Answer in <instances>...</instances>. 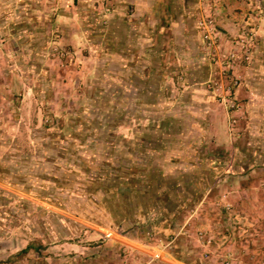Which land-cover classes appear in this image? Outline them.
<instances>
[{"label":"rangeland","instance_id":"374dc122","mask_svg":"<svg viewBox=\"0 0 264 264\" xmlns=\"http://www.w3.org/2000/svg\"><path fill=\"white\" fill-rule=\"evenodd\" d=\"M16 1L0 0V264H264V135L255 152L232 149L250 106L264 118V68L257 82L243 73L264 44V0H197L191 29L201 32V16L215 26L211 43L201 36L205 64L193 61L202 82L187 90L179 41L159 36L163 98L132 101L139 113L119 132L89 109L102 61L74 39L78 21L46 20V0ZM179 1L163 18L139 20L141 31L178 27ZM89 7L105 26L104 7ZM97 83L105 88L106 75ZM207 96L217 109L205 118L198 98ZM172 107L163 118L176 115L187 130L176 142L170 122L146 131Z\"/></svg>","mask_w":264,"mask_h":264},{"label":"crops","instance_id":"0c3cea01","mask_svg":"<svg viewBox=\"0 0 264 264\" xmlns=\"http://www.w3.org/2000/svg\"><path fill=\"white\" fill-rule=\"evenodd\" d=\"M6 1L17 3L16 0ZM170 1L171 4H174L177 0H46V6L48 5L51 10H54V15H51V13L50 15L47 14L46 20L51 21L60 19L64 24L65 22L78 21V23L74 24L77 27L74 39L79 38V36L80 38L83 37L84 44L86 46L90 44L92 51L96 55L95 59L98 60V62L102 61L99 65H97L98 63L95 65L94 71L97 74L96 77L98 80L101 78L103 79L106 75L107 86H105V88H99L96 86V84H99L97 83L98 80L94 82L92 79L90 85L93 86V91L89 99L91 103L89 109L93 111V113L97 112L98 115L106 113V115L109 116L108 122L112 124L114 132H119L121 127L126 129V126L123 125L124 120L122 119L128 121L132 119L130 118V114L136 115L140 110L139 108L138 110L137 108L131 107L132 101H134L133 103H135V105H138L143 101L145 102L147 99L155 100L163 98L161 95L162 89L159 86L163 83V57L167 54L168 50H166L167 47H163L162 49L156 46L155 40L159 36L163 37L165 33L169 32L174 42L176 40L179 41V43L176 42L177 47L173 52L174 55H179V58L181 57L182 59L183 57V59H186L184 65L186 69L188 68L189 72V80L187 81L189 87L187 90L194 89L196 85L202 82H196L198 81L197 79L201 77L197 74L198 68L195 66V63H193V61L199 60L197 63H201V66H203V63L205 64L206 62L201 43L202 32L198 33L191 29L187 22L189 13L192 12L195 4L198 3L199 0L198 2L197 0H192V3L189 2L190 0L179 1L180 6L174 11L175 15L171 16L172 19H174L173 22H178V27L175 26L173 28V24H171V27L167 30H165V28L162 30L156 28L153 31L151 30V32L147 31L144 33L141 31L142 26L137 25L139 20L148 19L149 17L152 18L158 13L157 17L163 18V11H169L167 3L170 4ZM25 2L27 3L29 1ZM89 4L94 6L97 5L98 12L102 10L100 6L104 7L105 11H102L98 19L102 18L106 20L105 26L96 25L95 22L97 20H95V22L93 21L96 16L95 13L92 12V7H89ZM197 6L198 5H196V7ZM86 19L90 20V25H87L86 22L83 25V21H87ZM89 26H91L92 29L88 28ZM58 27L61 31H64L62 35H65L69 31L67 27ZM51 28L52 27H50V29ZM48 33L49 30L46 31V35ZM69 34L70 33H68V35ZM4 35H7L6 31L4 32L3 29L0 30L1 48L4 44H7L5 39L1 38ZM137 39L138 42H141L140 45H132L136 43ZM70 40H72V37H70ZM70 40L69 42H71ZM1 51H3V49H1ZM86 52L87 51H85V54ZM197 56L199 57L197 58ZM190 67H192L191 71ZM206 68L207 66H204V70H206ZM261 68H264L263 43H260L257 47L252 63L243 70L245 78L251 80L250 83H252V81L257 82L258 79L262 77ZM14 75L15 73H13V76ZM7 76L8 74H6V77ZM16 76H18V74ZM188 91H186V93ZM90 92L91 91H89V93ZM198 99L201 101V104H203L202 107L205 108V118L207 113L210 111L214 113V108L217 109L212 103L211 97L207 96V99ZM135 101H137L138 104ZM256 106L258 105L253 104L248 108L247 120L244 123L245 126H242V132L237 135L241 137L238 138L233 136L235 138H233L234 141L232 142L233 151L242 146H245L249 150H253V152L256 151L257 147L264 148V145L254 146V141H257V134L262 132V136L264 135V129H262L264 127V118L262 120H256V115H254V109H257ZM157 109L160 110L161 107H157ZM167 110L168 108L155 117V124L151 125L149 129L147 128L146 131L155 128V131L161 129L163 132L167 130L166 125L174 124L175 127L169 139L171 141L174 139L173 141L176 142L178 136H182V133H185L187 130L185 131V129L182 128L180 120L176 115H173L174 117L163 118L165 117L164 115L169 114V112L170 114H174L173 112L175 111L173 107L169 111ZM74 112L72 116L77 115L76 111ZM217 113L216 115H219V117L223 119V112ZM153 114L157 115L159 112L155 111ZM121 120L123 121L122 124H120ZM159 121L161 123H159ZM116 123L118 126L115 125ZM137 126L139 132L146 128H142L140 125ZM129 129L130 133L132 131V134L136 135L134 136L135 138H141V136H138V132H135L131 127L127 130ZM245 129L246 131H244ZM251 134L252 136H250ZM127 138L131 140L130 137ZM261 139L264 142L263 137ZM156 149L162 151L159 144H156ZM155 151L156 153L159 152L157 150ZM262 153H264L263 150L259 151L260 155ZM247 159L249 163H252L248 155ZM196 165L198 164L196 163Z\"/></svg>","mask_w":264,"mask_h":264},{"label":"built area","instance_id":"2783aa9c","mask_svg":"<svg viewBox=\"0 0 264 264\" xmlns=\"http://www.w3.org/2000/svg\"><path fill=\"white\" fill-rule=\"evenodd\" d=\"M215 3H219L221 0H214ZM197 27L202 32V37L205 41L211 43L212 36L215 35V26L213 20L210 17H199L197 19Z\"/></svg>","mask_w":264,"mask_h":264}]
</instances>
